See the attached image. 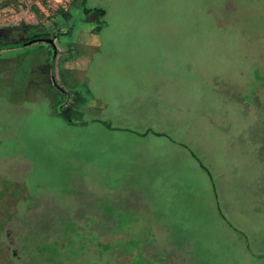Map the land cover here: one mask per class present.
<instances>
[{"label": "rangeland", "instance_id": "1", "mask_svg": "<svg viewBox=\"0 0 264 264\" xmlns=\"http://www.w3.org/2000/svg\"><path fill=\"white\" fill-rule=\"evenodd\" d=\"M80 1L0 0V264H264V0Z\"/></svg>", "mask_w": 264, "mask_h": 264}, {"label": "crops", "instance_id": "2", "mask_svg": "<svg viewBox=\"0 0 264 264\" xmlns=\"http://www.w3.org/2000/svg\"><path fill=\"white\" fill-rule=\"evenodd\" d=\"M98 107L100 109H104L106 108V104L104 102H101L99 101L98 102ZM147 132H152L154 134H158V135H162L163 137L165 138H168L169 141L171 142H174L182 147H184L186 150H187V157L189 158V161H191L192 159L196 160L200 166V168L206 173L207 177L210 178V181L212 182V185H213V188H214V191L216 193L217 191V181H216V176H224L225 172L227 171L226 169H221V171H219V173L217 172H213L211 171V169H209L208 167V164H207V161H205V159H202L200 157L199 154H206V158L209 160L210 163L214 164V160H211L212 158L210 157V155L207 153V150L205 148V146H203L202 144L200 145L201 147H197L196 149H193V147L191 146V143L190 142H186V141H181V142H177L175 139H173L172 137H169L167 136V134L165 133H162V132H156L154 130H151V129H148V131L146 130V133ZM240 133V131L238 132ZM145 134V133H144ZM218 174V175H217ZM218 195V193H217ZM220 211V210H219ZM220 214L222 216V218L224 219L225 221V225L227 227H230L232 228L233 230H236L239 233H242L240 230H238L232 221L228 220L227 218H225L224 214L221 213L220 211ZM243 234V233H242ZM241 235V234H240ZM152 238H154V233H152Z\"/></svg>", "mask_w": 264, "mask_h": 264}, {"label": "trees", "instance_id": "3", "mask_svg": "<svg viewBox=\"0 0 264 264\" xmlns=\"http://www.w3.org/2000/svg\"><path fill=\"white\" fill-rule=\"evenodd\" d=\"M80 3H81V10L86 15L91 13H95L99 16L105 15V10L102 8H91L86 6V0H81ZM58 12L59 14H62L65 12V10L60 9L58 10ZM18 28L25 31L26 36L13 41H4L0 37V50L20 47L22 46L23 42H26L31 39H37V41H43L42 39H45V37L52 39L57 37L56 32H54L55 34H50V32L40 29L41 28L40 24L30 25L23 23V24H19Z\"/></svg>", "mask_w": 264, "mask_h": 264}, {"label": "water", "instance_id": "4", "mask_svg": "<svg viewBox=\"0 0 264 264\" xmlns=\"http://www.w3.org/2000/svg\"><path fill=\"white\" fill-rule=\"evenodd\" d=\"M42 40L45 41V42H47V43H49V44H51L53 46V48L55 49L54 41H53L52 38H45V39H42ZM36 41H37V39H31V40H28L26 43H23L22 45L23 46L24 45H29V44H32V43H34Z\"/></svg>", "mask_w": 264, "mask_h": 264}, {"label": "flooded vegetation", "instance_id": "5", "mask_svg": "<svg viewBox=\"0 0 264 264\" xmlns=\"http://www.w3.org/2000/svg\"><path fill=\"white\" fill-rule=\"evenodd\" d=\"M62 14H63V13H62ZM45 38H47V37H45ZM26 42H27V41H26ZM26 42H23V43H26ZM23 43H22V44H23ZM48 44H49V43H48ZM49 46H52V45H51V44H49ZM52 47H53V46H52Z\"/></svg>", "mask_w": 264, "mask_h": 264}]
</instances>
